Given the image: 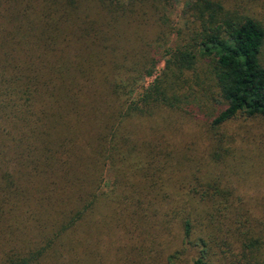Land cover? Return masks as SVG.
<instances>
[{
  "label": "trees",
  "instance_id": "16d2710c",
  "mask_svg": "<svg viewBox=\"0 0 264 264\" xmlns=\"http://www.w3.org/2000/svg\"><path fill=\"white\" fill-rule=\"evenodd\" d=\"M175 1H42L0 100V264H264V220L172 141L211 99L214 136L264 116V23Z\"/></svg>",
  "mask_w": 264,
  "mask_h": 264
},
{
  "label": "rangeland",
  "instance_id": "374dc122",
  "mask_svg": "<svg viewBox=\"0 0 264 264\" xmlns=\"http://www.w3.org/2000/svg\"><path fill=\"white\" fill-rule=\"evenodd\" d=\"M42 1L0 0V100L8 89L15 92L18 65H21L23 76L26 74L23 67L30 55L24 50L25 31L37 23ZM186 1H175L172 17L177 23L184 22L182 12ZM221 1L233 13L251 14L264 23V0ZM162 68L163 64L143 84H151ZM193 105L187 108L188 113L178 117L183 134L181 132L172 140L187 152L190 162L186 167L189 171L199 168L202 176L221 178L225 185H229L228 181L229 187L234 189L233 196L250 208L252 216L264 220L263 210L259 211L261 204L264 205V116L239 114L215 130L214 136L208 132L209 124L220 113L222 105L213 99L203 108ZM215 144L222 158L211 162L210 152ZM112 186L113 173L108 171L104 187L108 191Z\"/></svg>",
  "mask_w": 264,
  "mask_h": 264
}]
</instances>
